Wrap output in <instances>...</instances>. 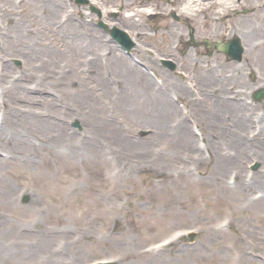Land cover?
<instances>
[{
	"label": "rangeland",
	"instance_id": "obj_1",
	"mask_svg": "<svg viewBox=\"0 0 264 264\" xmlns=\"http://www.w3.org/2000/svg\"><path fill=\"white\" fill-rule=\"evenodd\" d=\"M34 1L38 3L35 11L29 9ZM42 1L20 0L14 4V0H0V66L9 69L0 68V79L3 78L0 82L27 69V59L18 52L16 38L8 40L4 32L12 21L24 15L28 25L21 26V35L30 37V31L43 15ZM59 1L51 22L65 19L79 23L78 28L85 36L96 30L127 57L133 70L129 74L130 96L126 109L117 104L119 101L112 102L100 121L84 118L80 113L64 114L62 123L74 138L82 139L91 128L98 132L95 141L89 143L95 159L86 151L73 155L68 158L66 171H55L49 178L37 176L29 168L15 172L12 165L0 168V181L5 182V186H0V264H88L106 259L118 264H264V210L253 212L244 205L251 198H258L252 207L260 209L264 204V181L254 182L264 176V149L256 146L264 140V98L259 102L251 99L253 90L264 87V61H252L248 54L250 45H264V0H232L217 19L211 16L214 4L207 11L195 10L188 17L179 13L189 22L197 40L239 35L244 53L238 67L214 47L189 40L186 23L175 22L167 11L172 5L179 7L182 0H151L159 13L136 16L137 28L144 33L140 37L120 24L124 12L134 5L127 0H94L102 8L103 19L112 20V25L123 29L135 42L130 54L107 31L96 26L97 16L87 6L73 0ZM250 21L260 24L254 34L246 31ZM230 29L231 33L225 35ZM176 33L179 35L174 37ZM204 53L206 57L202 56ZM188 56L204 62H189ZM166 58L175 62L176 68L164 66L161 62ZM211 58L220 62H212ZM200 63L215 70V80L210 86L208 77L205 80L198 77ZM137 68L179 108L174 115L160 116L161 111L150 95L151 84L145 86ZM234 70L238 71L237 76L232 77ZM216 83L226 86L227 96L240 104L235 113L247 120L243 133L237 135L247 143L246 149L235 154L232 147L238 144L235 138H230L231 131L236 133L235 114L218 111L219 107H225L222 100L211 103L208 111L212 115L209 113L208 117L212 128L208 126V132L202 98L192 102L198 93L220 99L217 90L214 91ZM0 84L1 93L3 84ZM117 87L123 88L121 80L117 81ZM85 101L84 94L81 104L85 105ZM18 103L22 109L21 101ZM178 118L185 120L191 145L200 146V156L206 160L200 165L194 160L193 149L187 153L181 148L174 133ZM107 121L116 131L100 128L101 122ZM254 161L259 166L251 170ZM183 167L189 168L192 184H184L189 176L179 174ZM209 169L225 176L229 183L233 182L235 171H240L247 180H253L250 196L246 199L214 196L211 186L204 181ZM24 194L28 196L26 202L21 201ZM241 206L245 208L240 210ZM190 207L202 209V213H195ZM204 212L212 218L203 216ZM210 225L223 230L221 241L207 232ZM189 232L195 233L191 239L187 236ZM240 234L248 242L245 251L236 250L240 244L235 238Z\"/></svg>",
	"mask_w": 264,
	"mask_h": 264
},
{
	"label": "bare ground",
	"instance_id": "obj_2",
	"mask_svg": "<svg viewBox=\"0 0 264 264\" xmlns=\"http://www.w3.org/2000/svg\"><path fill=\"white\" fill-rule=\"evenodd\" d=\"M28 1L29 3L31 2V0ZM231 1L182 0L178 12L183 14L184 17H188L193 11H207L214 4L211 16L213 19H217L230 5ZM127 2L129 5H134V7L124 12L123 17L120 19V24L126 27L125 29L130 34L140 37L144 33L137 28L138 22L136 16L139 14L152 16L155 13L158 14L159 10H155L151 0H127ZM59 4V0L42 1L40 8L43 10V15L38 19L36 28L30 31V37L25 38L21 35V26L28 25V21L24 15L12 21L9 29L6 27L7 30L4 32L8 40L12 39V37L16 38L18 52H21L27 59V69L23 73L0 82L3 84L0 93V149H8L5 153L0 150V168L5 165H12L14 166L12 167L14 172L17 169L26 170V168H29L35 175L44 178H49L55 171H66L69 167L68 158L73 157V155L79 156L83 151H86L90 158H96L94 149L89 143L95 141L97 131L91 128L88 132L85 131L82 139L74 138L72 131L63 125L62 118L64 114H71L73 112L74 114L80 113L84 118L100 121L104 119V112L107 111L106 107L115 101H119L117 104L121 108L124 107L126 109L130 96L129 74L133 71L127 57L122 55L115 45L109 43L108 39L106 41L105 38L100 36L98 31L94 30L92 34H88L89 36L85 33V36L78 28L80 26L79 23L74 24L73 22H67L65 19H56L54 23L51 22L56 11L55 9ZM35 8H38L36 1L32 2L29 9L35 11ZM169 10H172V7H169ZM7 19L9 20V17ZM11 19H13V16ZM102 20L108 25L114 24L107 17L102 18ZM257 23L256 25L253 21H250V24L246 25V31L251 34L259 31L260 24L259 22ZM230 31L231 29L226 30L225 35H229ZM178 35L176 33L173 36ZM7 39V45L10 46ZM249 49L248 54L252 61H264V45H259L258 43L252 44ZM202 56L206 57L207 55L204 53ZM213 56L215 58V55ZM213 58H211L212 60L208 59L207 62L210 60L212 62H220ZM188 60L189 62H204L200 61V58L191 56H188ZM3 66H0L1 70H9ZM37 68L40 69L37 70ZM137 70L145 86L151 84L150 80L141 74V70L139 68ZM237 70H234L231 75L232 77L237 76V72L239 71ZM197 74L198 77L204 80L208 77V86L215 80V70L212 69L211 65H207L206 63L198 65ZM2 80L3 78L0 79V81ZM118 80H121L123 88L117 87ZM213 87H216L215 90L218 92L216 94L220 99L200 95L199 93L192 99L194 103L200 101L201 98L203 100L202 105L206 109L204 111L206 131L209 132V127L212 128L208 117L209 113L212 115V111H208V108L211 106V103H217L222 100L225 103V107H219L218 111L223 109L235 114H233L234 125L238 129L236 128V133L230 132V138H235V142L238 144L236 148L232 147L234 151L236 150L234 154L245 150L247 143H244L241 136L242 139L237 136L243 133V126H246L247 123L242 114L235 113L236 107L240 106V104L231 101L227 96V92L224 91L225 85L219 86V83H216ZM151 88L153 90H151L150 95L154 97L158 109L161 111V117L174 115L176 109L179 110V108L167 100L165 93L159 85L152 86L151 84ZM179 89L184 91V87L182 86H179ZM122 91L123 94L121 96L120 92ZM84 94L86 97L85 105L81 104V96ZM77 95H80L78 100L75 99ZM18 101H21L22 109L18 106ZM189 101L191 102V99ZM108 117L112 118L111 115ZM214 126L217 129L216 124ZM103 127L116 131V127L108 121L101 122L100 128ZM214 132L217 131L214 130ZM174 133L180 139L181 148L187 153L192 149L194 150L196 153L194 160L199 165L201 162L206 161L200 156V146L196 144L191 145L192 137L187 130L185 120L178 118L177 129ZM204 146L207 147V143ZM256 146H261L264 149V140H260ZM221 155H224V152ZM179 174L189 176L184 184H192L189 168L183 167L179 171ZM234 174L233 182L229 183L224 178L225 176L217 175L214 173V169H209L206 172L207 176L204 178V181L206 180L205 183L211 186V193L216 197L229 195V197L246 199V197L250 196L249 187L253 180H247L240 171H235ZM261 180L262 178L260 177L254 179V182H263L264 176L263 180ZM0 186H5V182L0 181ZM257 199L251 198L244 205L251 207L252 209L250 210L253 212L264 210V204L260 209L258 206L252 207V204ZM173 203H176L175 199H173ZM248 207L246 208L247 210ZM190 208L195 213H202V209L196 210V208ZM243 208L245 206H241L239 209ZM187 210L190 209L188 208ZM203 216L212 218L206 212H204ZM208 231L213 234V237L217 241H221L224 236L223 230L217 226H207ZM235 239L240 244L236 250L241 251L243 249L245 251L248 242L244 236L240 234Z\"/></svg>",
	"mask_w": 264,
	"mask_h": 264
},
{
	"label": "water",
	"instance_id": "obj_3",
	"mask_svg": "<svg viewBox=\"0 0 264 264\" xmlns=\"http://www.w3.org/2000/svg\"><path fill=\"white\" fill-rule=\"evenodd\" d=\"M112 33L113 35L127 48L129 49L132 45H133V42L129 41L127 39V37H125L124 35L123 36H119L117 34H121L122 32L120 30H117V29H113L112 30ZM204 43L206 44H210L211 42L207 41V40H204L203 41ZM229 46L227 47L226 45L227 44H224V43H221L220 41L219 42H214V46L217 47L218 49L224 51L225 53H229L231 58H237V59H240L241 58V52H242V47L239 43V38L238 37H233L229 42ZM165 63H167L171 68L174 67V63L173 62H170L168 60H165L164 61ZM253 97L255 100H260L261 98L264 97V88H260V89H257L254 94H253ZM257 167V164L255 165V168ZM23 201H27V195H25L23 197ZM96 264H117L115 262H99V263H96Z\"/></svg>",
	"mask_w": 264,
	"mask_h": 264
}]
</instances>
